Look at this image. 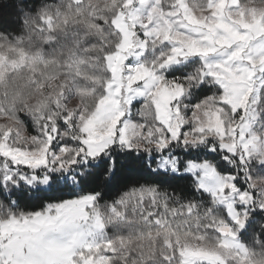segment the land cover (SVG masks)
Listing matches in <instances>:
<instances>
[{"label":"snow or ice","instance_id":"1","mask_svg":"<svg viewBox=\"0 0 264 264\" xmlns=\"http://www.w3.org/2000/svg\"><path fill=\"white\" fill-rule=\"evenodd\" d=\"M0 264H264V0H0Z\"/></svg>","mask_w":264,"mask_h":264}]
</instances>
